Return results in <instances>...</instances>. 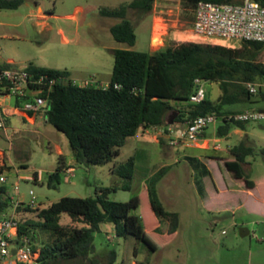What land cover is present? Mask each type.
Here are the masks:
<instances>
[{
	"label": "rangeland",
	"instance_id": "rangeland-1",
	"mask_svg": "<svg viewBox=\"0 0 264 264\" xmlns=\"http://www.w3.org/2000/svg\"><path fill=\"white\" fill-rule=\"evenodd\" d=\"M124 1L130 0H25L15 8L0 7V63L13 60L19 66L34 63L66 68L78 80L96 76L106 84L114 65L113 49L150 51L153 21L159 27L165 25L167 28L165 45L203 42L193 34L194 19L184 8L182 0H155L151 11L130 8L128 16L135 23L137 42L130 46L116 41L110 27L121 18L103 15L100 9L115 7ZM241 45L236 44L233 48ZM261 60L264 62V56ZM258 83L264 90V78ZM206 87L209 97L216 101L222 93L219 84L208 81ZM241 106L262 109L264 99L256 93L251 102L226 107ZM33 120L35 122L30 123L21 116H11L7 129L0 128V149L6 153L0 176L7 178L3 185L7 187L11 201L19 198L28 202L30 190H33L40 207H48L63 196H95L98 186H119L109 194L110 198L128 201L147 187L154 173L171 164L159 183V195L168 210L179 213L176 235L165 246L151 252L134 236L119 237L112 223H103L100 231L94 233L96 252L92 256L99 260L98 264H109L110 250L118 253L114 264H264V218L247 215L244 210L235 215L226 205L212 210L199 174L204 165L196 158L185 157L182 151L172 155L176 149L168 145V139L167 144L155 146L135 143L134 137H130L112 162L105 165L72 163L69 166L74 169L73 175L63 172L60 183L50 187L48 175L59 164V148L65 154L71 153V148L66 135L48 124L43 114ZM217 126L215 123L206 129L208 137L217 135ZM237 128H233L221 144L227 147L245 141L254 147L246 171L250 176L263 173L264 119L247 122L242 134L235 133ZM134 154L137 158L135 178L131 189H124L121 186L125 180L113 174L111 169ZM21 163H27L28 167L22 168ZM214 172L218 173L215 168ZM15 184H19V190H15ZM208 187L212 200L217 197L221 202L227 199V193L217 196L210 183ZM11 207L12 204L8 211ZM35 216L36 213L24 210L18 214L21 221ZM61 221L65 225L82 226L81 223H72L67 214H63ZM243 223L251 231L244 237L239 233ZM162 228L167 231L168 223H163ZM56 264L92 263L76 260Z\"/></svg>",
	"mask_w": 264,
	"mask_h": 264
},
{
	"label": "trees",
	"instance_id": "trees-1",
	"mask_svg": "<svg viewBox=\"0 0 264 264\" xmlns=\"http://www.w3.org/2000/svg\"><path fill=\"white\" fill-rule=\"evenodd\" d=\"M25 0H0V7H18ZM38 1V0H35ZM199 0H182L184 8L195 17ZM240 1V0H213ZM264 4V0H259ZM155 0L124 1L115 7L103 6L101 14L121 18L111 27L116 41L134 46L137 42L134 21L128 16L130 8L151 11ZM114 65L108 86L81 87L69 78V69L51 68L34 63L27 69L34 75L51 74L59 79L49 94V109L45 120L56 130L64 133L69 141L75 161L84 165H105L120 155L128 138L135 136L140 128L167 125L166 114L177 109L175 121L185 123L197 115L216 113L227 116L241 111L227 105L251 102L248 82H259L264 78V43L243 41L237 48L210 42L185 41L166 44L154 52L132 48L112 50ZM11 63H0L9 67ZM217 82L222 90L216 101L208 91L200 103L190 101L194 90V79ZM264 99L262 85L257 92ZM10 124V118L5 119ZM247 122L223 120L217 127V135L226 137L233 128H245ZM161 137V144H166ZM230 154L222 157L231 177L248 188L259 185L247 173L245 163L255 152L254 147L241 141L230 148ZM217 157V156H212ZM195 159L194 157H190ZM136 154L111 171L122 177L124 189H131L136 172ZM27 168V163H21ZM68 165L66 156L59 154L57 168L48 175V185L56 187ZM170 165L163 166L148 180L147 187L128 201H117L109 194L119 186H98L95 196H63L48 207L31 209L20 207V211L36 213L35 218L20 220V236L28 235L41 250L40 264H56L69 261H89L98 264L92 255L96 252L94 233L103 223H112L119 237L134 236L143 242L149 251L155 252L165 246L177 233L180 217L176 211L166 208L159 195V183L167 174ZM209 172H207V175ZM38 179V174L34 173ZM213 184V179L206 184ZM204 187V186H203ZM205 188V187H204ZM12 197L5 185L0 186V212L8 210ZM63 214L72 223L65 225ZM168 223V231L162 228ZM109 264H114L118 253L110 250ZM142 264V263H141Z\"/></svg>",
	"mask_w": 264,
	"mask_h": 264
},
{
	"label": "built area",
	"instance_id": "built-area-1",
	"mask_svg": "<svg viewBox=\"0 0 264 264\" xmlns=\"http://www.w3.org/2000/svg\"><path fill=\"white\" fill-rule=\"evenodd\" d=\"M195 36L203 42L219 43L229 47L243 41H256L264 43V4L259 0L240 1H213L199 0L195 7V17L192 25ZM9 67H0V128L7 129L6 118L22 116L35 118L38 114L45 116L49 109V94L59 79L51 74L34 75L27 66H19L14 62ZM78 86H108L103 84L96 76L76 79L69 77ZM208 80L202 77L194 79V90L190 101L200 103L206 97ZM258 82L246 83L251 94L259 91ZM14 100L10 101L9 98ZM233 121H259L264 119V109H245L219 116L216 113L197 115L185 123L175 122L162 126L140 128L144 134H153L157 138L166 137L172 146L185 143L191 146H202L209 143L204 135L210 125L221 124L223 120ZM139 129V130H140ZM215 148H221L218 142ZM5 151L0 149V168L5 165ZM1 172V171H0ZM66 172L73 175L74 169L68 166ZM7 181L6 176H0V183ZM19 190V184H15ZM30 200H12L11 211L0 218V264H40L41 250L35 247L28 235L20 236L19 209L40 207L33 190H30ZM264 240V237L262 238ZM16 250L14 253L13 251Z\"/></svg>",
	"mask_w": 264,
	"mask_h": 264
},
{
	"label": "crops",
	"instance_id": "crops-1",
	"mask_svg": "<svg viewBox=\"0 0 264 264\" xmlns=\"http://www.w3.org/2000/svg\"><path fill=\"white\" fill-rule=\"evenodd\" d=\"M166 34H167V28L165 27V25H160L159 27V25H157L155 21L152 22L151 34H150L151 44H150L149 52H154L165 46ZM9 62L12 63L13 60H9ZM250 108L251 107L241 106L236 109L245 110ZM23 120L28 121L30 123L35 122L31 118L29 119L23 117ZM234 131L236 134L243 133V130L241 128H237ZM215 133L217 134V128ZM204 135L208 138L209 143L207 144L205 143L202 146H191L185 143H181L180 145L177 146L171 145L173 148L176 149L175 150L176 153L175 154L173 153L172 155H178V153L182 151L185 157H194L198 159L201 164L204 165V169L200 170L199 174H200V179L203 182V186L205 187L204 189L206 195L209 198L207 203L210 202V207L213 208L212 210H215L216 208L218 209L221 206L226 205V208L232 209L235 215H237L238 212L244 210V212L247 215L256 214L264 218V172L256 176H251V178L254 180H260L259 185L254 188H248L245 184L235 181L231 177L228 169L226 168L224 160L222 159V157L228 156L230 154L229 152L230 148L234 145L231 146L227 145V147H224L221 144V140L225 137H219L218 135H215L214 137H208L206 131ZM132 137H134L135 143L136 142L142 144L150 143V144H154L155 146L161 145L160 138H157L153 134H144V132L141 129L137 132L135 136ZM216 142L220 144L221 148L217 149L214 147ZM168 145H170L169 142ZM59 154L66 155V163L68 166L71 165L72 163H77L72 153L65 154L62 151V149L59 148ZM212 156H217V157H212ZM167 165L171 166V164H167ZM244 166L246 169V167L250 166V162L247 161V163H245ZM214 168L217 170L218 173L214 172ZM207 172H209L208 175ZM211 178L213 179V184L211 186L216 191L217 196L223 193L225 194L227 193L226 200H223L221 202V200H219L218 197L215 200L211 199L212 197H210V189L206 184V180H210ZM213 202L215 203V205H213ZM7 212L9 211L6 210L4 212H0V218ZM240 227H246V223H243Z\"/></svg>",
	"mask_w": 264,
	"mask_h": 264
},
{
	"label": "water",
	"instance_id": "water-1",
	"mask_svg": "<svg viewBox=\"0 0 264 264\" xmlns=\"http://www.w3.org/2000/svg\"><path fill=\"white\" fill-rule=\"evenodd\" d=\"M178 114H179V111L177 109L170 110L165 116L166 124H168V125L169 124H174L176 122L175 119H176ZM239 233H240L241 236L244 237V236H246V235H248L250 233V230H249L248 227H240L239 228ZM13 252L15 253L16 250H14Z\"/></svg>",
	"mask_w": 264,
	"mask_h": 264
},
{
	"label": "bare ground",
	"instance_id": "bare-ground-1",
	"mask_svg": "<svg viewBox=\"0 0 264 264\" xmlns=\"http://www.w3.org/2000/svg\"><path fill=\"white\" fill-rule=\"evenodd\" d=\"M160 38V37H159Z\"/></svg>",
	"mask_w": 264,
	"mask_h": 264
}]
</instances>
